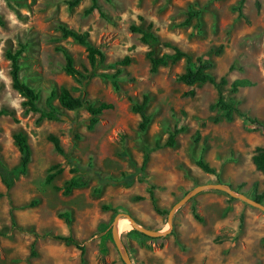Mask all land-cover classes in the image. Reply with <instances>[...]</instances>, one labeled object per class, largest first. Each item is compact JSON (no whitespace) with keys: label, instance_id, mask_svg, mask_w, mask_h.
<instances>
[{"label":"rangeland","instance_id":"obj_1","mask_svg":"<svg viewBox=\"0 0 264 264\" xmlns=\"http://www.w3.org/2000/svg\"><path fill=\"white\" fill-rule=\"evenodd\" d=\"M66 1L0 0V160L8 171L18 166L14 133L24 134L30 147L25 174L14 177L0 171V264H126L124 255L131 264H264V212L221 190L201 191L176 209L172 230L161 237L128 234L133 227L123 219L130 229H118L117 237L125 254L108 234L117 214L131 216L153 231L166 229L173 205L200 184L224 183L248 197L264 191V173L252 163L255 149L264 147V133L245 130L238 114L232 121L219 117L212 83L187 85L177 80L183 60L149 73V47L130 30L132 24L150 23L162 42L159 53L171 52L163 45L169 43L211 61L210 74L217 81L226 79L221 86L224 99L264 122V0H98L100 10L88 14L90 0L71 8ZM189 7L199 16L185 25ZM62 24L88 31L89 42L105 52L99 72L121 69L119 90L101 76L84 87L87 99L113 104L90 130L85 109L68 111L56 98L59 118L37 122L39 113L26 112L23 98L11 85L5 52L22 43L26 49L20 75L37 91L39 106L45 108L51 89L64 86L79 93L80 85L63 70L59 49L66 48L80 70L89 69L86 51L62 35ZM124 57L126 65L110 67ZM237 78L252 84L232 93L230 84ZM144 94L149 97L145 111L150 122L141 132L139 113L131 105ZM181 127L185 130L173 146L155 147ZM49 134L59 138L65 156L53 149ZM147 148L153 150L142 173ZM200 155L216 174L195 164ZM58 170L47 182V174ZM122 173L135 177L131 183L110 181ZM71 177L86 184L64 195L62 188ZM148 184L154 185L157 205L166 214L154 210ZM260 201L264 204V197ZM193 207L201 220L193 216ZM61 213L69 214V224ZM56 235L81 244L84 262L74 243ZM101 237L105 253L99 248Z\"/></svg>","mask_w":264,"mask_h":264},{"label":"trees","instance_id":"obj_2","mask_svg":"<svg viewBox=\"0 0 264 264\" xmlns=\"http://www.w3.org/2000/svg\"><path fill=\"white\" fill-rule=\"evenodd\" d=\"M81 0H67L68 6L74 7L76 6ZM89 7L85 10V13H90L93 10H100V7L98 5V0H90ZM243 0L240 1L242 3ZM239 13H241L239 8ZM199 11L194 10L193 8L189 7L187 11V17L185 19V22L183 24H188L191 18L198 17ZM140 20L143 19L140 18ZM4 21L2 17L0 16V25H3ZM62 35L64 37H70L78 44L84 46L86 51V59L89 65L88 68H84L83 70L77 69L72 55L69 53V51L61 47L59 51L63 54L64 57V65L63 70L64 72L71 76L81 87V90L77 95L73 93L72 89L66 88L64 86L59 87V89L56 91L55 89H51L48 96L45 100V108L39 106L38 104V98L39 95L37 91L31 87L28 83H26L20 75V69H21V63H20V57L22 56V53L26 49V45L20 43L18 45V48L15 50H6L5 56L9 60L10 64V78H11V85L14 90L17 91V93L23 98L22 104L25 107L26 112H33V113H39V117L37 119V122L41 121L42 119H48V120H56L59 118V110L57 108V105L53 103V100L56 98L57 103L59 106L63 109H66L68 111H78L80 109H85L90 117L88 119L87 128L90 130L92 129L95 124L99 120V115H101L105 110L111 109L113 107L112 103L109 102H95L90 99H87L85 96V89L84 87L88 83V81L95 76H101L106 79H108L113 87L114 90H119V75L121 73L120 68H115L116 64H123L126 65L128 63V58L124 57L120 62L117 61L110 65L111 68H115L113 72H99L98 69L104 65L105 62V52L101 50L99 47L92 45L89 42V33L88 31H76L72 28H69L68 26L62 24L59 26ZM130 30L133 32H137L140 34V40L144 44L148 45L149 50L147 51V57L149 59L150 67H149V73H155L157 72L158 68L160 66H167L169 64H174L180 60L184 61V70L183 72L179 73L177 75V80L187 84V85H193V84H202V83H212L217 88V99L215 100L213 104V108L217 109L219 112V117L223 118L226 121H232L235 114H238L240 118L242 119V126L247 131H260L264 133V122L258 118L257 116H252L248 113L241 112L236 107V104L233 100L227 101L224 99L223 94L221 92V86L226 83V79L222 76L217 81L209 72L210 68L212 67V62L209 60H205L201 56H192L190 53L180 49L177 46L171 45L169 43H164L166 47L171 48V52H163L159 53L158 48L162 44L158 36L153 32L152 26L150 23L146 24L145 26H136L134 24L130 25ZM252 83L250 80L246 78H237L233 80L230 84V90L232 93H236L239 88L250 86ZM149 97L147 94H144L142 96L141 101L133 102L131 105V109L133 112L139 113L140 121L138 123L139 130L141 132L145 131L148 127V124L150 122V115H148L145 111V108L147 106ZM2 112L0 111V114ZM185 128H174L170 134L167 137V140L162 143H156L155 147L160 146H173L175 144L176 136L181 131H184ZM13 139L19 149L20 152V161L18 166L11 169V171H8L6 166L3 164V162L0 160V171L1 173L8 174L12 172L14 177H17L18 175H23L26 173L28 168V163L30 161V147L27 142V139L24 134L22 133H14ZM48 141L52 144L53 149L62 154L66 155L64 149L61 146L60 140L57 136L53 134H49L47 137ZM153 150V148H147L144 151L142 165L140 166L139 170L143 173L145 170V163L147 161V157L149 152ZM252 163L254 164L255 168L258 171H261L264 173V147H257L255 149V153L252 155ZM195 164L205 173L208 174H216V170L213 166H211L207 161L204 160L203 156L200 155L195 159ZM55 167H52V169ZM60 170L51 173L49 172L46 176L47 182H50L53 177L58 173ZM135 175L133 173H122L120 177L117 179H110V181L113 182H123V183H131ZM6 186H10V181L5 179ZM86 184L85 181L78 179L77 177H71L63 186L62 188V194L67 195L72 192L74 188L82 187ZM241 185H238L236 189H239ZM153 184H148L147 192L149 199L152 203V206L154 210L159 214H166L167 211L165 209H161L157 205V199L153 192ZM232 187V186H231ZM250 198L261 202L260 199L264 197V191L261 193H255L252 196H249ZM142 198V197H137ZM193 216L201 220V217L198 215L196 209L193 207L192 209ZM60 217L64 218L66 223H70V217L68 213H61L59 215ZM13 220V216H12ZM242 218L240 219L241 224ZM111 235V231L108 233ZM128 234H138L142 236H147L140 231L136 229H131ZM54 238L58 240H62L64 242H72L76 245V247L80 250V258L81 262H84L83 254H84V248L81 244L74 241V239L70 236H59L56 235ZM104 237H101L99 242V248L100 250L105 253L106 248L104 245Z\"/></svg>","mask_w":264,"mask_h":264},{"label":"water","instance_id":"obj_3","mask_svg":"<svg viewBox=\"0 0 264 264\" xmlns=\"http://www.w3.org/2000/svg\"><path fill=\"white\" fill-rule=\"evenodd\" d=\"M208 189L221 190V191L227 193L228 195H230L234 198L240 199V200H242V201H244V202H246V203H248L254 207L261 209L264 212V204L248 197L247 195H245L241 192L236 191L235 189L231 188L227 184H224V183H205V184H200V185L193 187L190 191H188L180 200H178L173 205V207L170 209V211L168 213V220H167V228L166 229L159 230V231H153V230H150L144 226L139 225L134 220V218H132L131 216L117 214L111 223V234H112V238H113L114 242L119 247L121 252L123 254H125L124 251L121 249L122 244L117 237V231H118L117 224H118V221L122 218H128L134 229L140 231L141 233H143L147 236L161 237V236L167 235L172 230V218H173L174 211L176 209L180 208L181 206H183L184 204H186L196 194L200 193L201 191L208 190ZM124 262L126 264H131L130 259L125 255H124Z\"/></svg>","mask_w":264,"mask_h":264},{"label":"bare ground","instance_id":"obj_4","mask_svg":"<svg viewBox=\"0 0 264 264\" xmlns=\"http://www.w3.org/2000/svg\"><path fill=\"white\" fill-rule=\"evenodd\" d=\"M123 219H127V218H122L118 221V224H117V228L120 230V231H127L130 229V224L127 220H124L122 221ZM129 220V219H128Z\"/></svg>","mask_w":264,"mask_h":264},{"label":"crops","instance_id":"obj_5","mask_svg":"<svg viewBox=\"0 0 264 264\" xmlns=\"http://www.w3.org/2000/svg\"><path fill=\"white\" fill-rule=\"evenodd\" d=\"M254 165V164H253ZM255 167V166H254ZM256 169V168H255ZM257 170V169H256ZM261 172V171H260Z\"/></svg>","mask_w":264,"mask_h":264}]
</instances>
